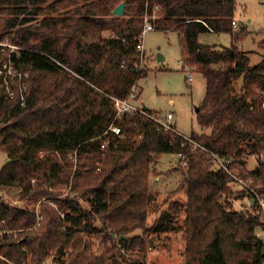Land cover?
<instances>
[{
    "label": "trees",
    "instance_id": "16d2710c",
    "mask_svg": "<svg viewBox=\"0 0 264 264\" xmlns=\"http://www.w3.org/2000/svg\"><path fill=\"white\" fill-rule=\"evenodd\" d=\"M122 3L125 14L114 15ZM235 11L236 0H0V42L9 33L20 53L11 54L13 62L30 76L24 107L0 88V151L7 155L0 190H17L27 205L41 206L43 217L34 228V210L0 196V222L17 233L0 236V264H44L51 253L58 264H147L121 251L145 253L148 239L136 231L175 229L177 208L147 226L151 166L167 153L188 159L181 181L187 200L180 205L185 264H264V240L256 234L264 228V212L255 198L264 199V187L255 188L256 194L243 189L247 204L235 210L228 186L233 178L214 170L205 150L167 131L148 108L116 122L122 137L105 134L116 113L112 98H126L147 74L139 45L148 15L155 30L179 33L182 62L206 79L196 118L208 132L187 137L232 157L241 176L264 185V60L253 66L238 47L246 33L235 29ZM208 33L231 34L232 45L200 42ZM7 59L0 52V67ZM71 155L83 168L74 175L75 196L60 201L59 209L42 203L53 195L48 187L54 180L61 183V174L69 179L59 165ZM254 156L255 168L244 171ZM90 237L103 247L100 254Z\"/></svg>",
    "mask_w": 264,
    "mask_h": 264
},
{
    "label": "rangeland",
    "instance_id": "374dc122",
    "mask_svg": "<svg viewBox=\"0 0 264 264\" xmlns=\"http://www.w3.org/2000/svg\"><path fill=\"white\" fill-rule=\"evenodd\" d=\"M156 17L157 11H154L152 19L155 20ZM28 18L41 20L42 17L29 14ZM234 18L235 22H237V27L234 26L235 29L244 28L246 33L245 37L237 45L241 50L249 53L251 65L254 66L264 60V1L236 0ZM149 20L150 16L147 15L144 18V24L151 23ZM8 34L5 35L3 42L12 44L8 40ZM199 41L223 48L231 46L233 39L231 34L227 33H208L202 34L199 37ZM143 44L145 51L143 65L146 67L147 74L138 81L141 95L134 103L142 108L145 106L160 118H164L168 112H172L174 114L172 124L181 134L190 136L193 132L207 133L208 131L198 124L196 118V107L200 106L206 94V79L195 68L190 72L189 67L182 62L183 51L179 33L177 31L165 32L162 30L146 31L143 36ZM190 74L193 76L192 81L188 80ZM104 157L105 155H103ZM6 159V153L0 151V167H2ZM66 161L68 162L60 163L59 166L61 168L65 167L70 172L69 179L61 174L63 181L57 183L56 179L54 180L55 186L48 187L51 192H54L50 196L51 198L45 197L41 199L42 203L57 209H59L58 203L60 201L69 200L75 196L72 191L74 175L83 171V168L79 166L76 155L69 156ZM103 161L102 159L96 165V174L101 173ZM256 164L257 158L255 156L251 157L244 171L254 169ZM186 168L187 166L182 165L178 156L171 153L161 155L151 166V173L148 178L151 202L148 204L147 226L155 223L162 214L174 212L175 208H177L179 213L174 217L175 229L159 234H145L141 230L136 231L135 234L148 239L146 251L141 255L140 253L137 254L127 249H122L121 252L125 257L129 258L132 255L136 259L143 258L147 264H185V213L180 205L187 200L185 190L181 189V181L184 178V170ZM63 175L65 176L66 173ZM252 183L253 179L249 178L248 184L251 187L253 186L257 190L264 187L262 184ZM228 186L234 196L231 200L233 208L240 210L245 207L247 199L242 192L244 188L238 182H232ZM0 196L11 205L29 206L31 211L40 210L41 207L39 204L35 205L36 207L32 204L27 205L26 201L19 199L18 192L14 189H10L9 192L0 190ZM52 198L57 199V204ZM83 204L87 205V203ZM96 224L100 225L99 222ZM256 234L264 240V228H257ZM14 235L17 236V233L14 232ZM89 241L92 243L94 253L100 254L103 247L99 242L92 237H90ZM44 264H58L54 253L50 254Z\"/></svg>",
    "mask_w": 264,
    "mask_h": 264
},
{
    "label": "built area",
    "instance_id": "2783aa9c",
    "mask_svg": "<svg viewBox=\"0 0 264 264\" xmlns=\"http://www.w3.org/2000/svg\"><path fill=\"white\" fill-rule=\"evenodd\" d=\"M234 26H236V22L233 23ZM155 30V27L151 23H147L145 25L142 37L144 36V33L146 31ZM0 47L2 49L0 52L4 55H7L8 59L4 61V63L0 67V88H3L5 90V98L7 100H11L14 102H17L21 107H24L27 102L26 98V92L28 88V80L30 78L28 73H23L19 68L15 66V63L13 62L11 54H16L17 57H20L19 48L12 44H7L5 42H0ZM139 49L144 53V44L143 41L139 45ZM189 81L193 80L192 74L188 77ZM140 90L139 87L133 86L128 96L124 99L120 98H112L113 103L116 109L115 118L113 120V123L109 126L108 131L105 134H111L112 136H118L122 137V131L121 128L116 124V122L123 119V117L126 114H134V113H144V109L140 106H138L136 103H134L135 100H137L139 96ZM156 122H158L160 125H162L167 131L174 132L179 135L181 134L175 126L172 124V120L174 118V114L172 112H169L166 114L164 118H155L153 117ZM186 139H188L189 144L192 145L193 149L201 148L207 152V155L209 156L210 160L209 162L212 163V168L214 170H221L224 173H227L233 178L234 182H238L244 189L256 194L255 188L251 187V185L248 184V179L244 178L239 174L237 171L236 165L234 164V159L232 157H221L217 154L208 151L204 147L200 146L197 142L193 141L187 136H184ZM100 139L102 137H99ZM109 139L104 140L102 142V149L107 150L109 146ZM178 158L181 160V163L183 166H187L188 159L183 153H180L178 155ZM256 200L258 201L261 209L264 212V199L261 198L259 195L256 194ZM39 211V212H38ZM37 214V223L34 228H39L41 226V221L43 220V217L40 214V210H35ZM14 230H7L4 227V222H0V236L3 234H14ZM5 262L7 264H13L10 261L5 259Z\"/></svg>",
    "mask_w": 264,
    "mask_h": 264
},
{
    "label": "water",
    "instance_id": "95a60500",
    "mask_svg": "<svg viewBox=\"0 0 264 264\" xmlns=\"http://www.w3.org/2000/svg\"><path fill=\"white\" fill-rule=\"evenodd\" d=\"M113 14L116 16H123L125 14V3L120 4L114 11ZM146 107L144 106V110Z\"/></svg>",
    "mask_w": 264,
    "mask_h": 264
},
{
    "label": "crops",
    "instance_id": "0c3cea01",
    "mask_svg": "<svg viewBox=\"0 0 264 264\" xmlns=\"http://www.w3.org/2000/svg\"><path fill=\"white\" fill-rule=\"evenodd\" d=\"M236 21V20H235ZM237 23V22H236ZM237 25V24H236ZM237 27V26H236ZM138 106H140V105H138ZM141 107V106H140ZM169 113V112H168ZM174 119V118H173ZM177 129V128H176ZM184 135V134H183Z\"/></svg>",
    "mask_w": 264,
    "mask_h": 264
}]
</instances>
